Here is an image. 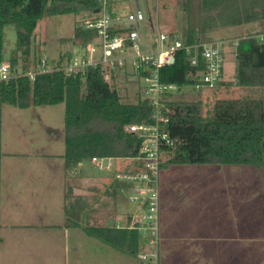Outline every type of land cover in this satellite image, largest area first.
<instances>
[{
  "label": "trees",
  "instance_id": "obj_1",
  "mask_svg": "<svg viewBox=\"0 0 264 264\" xmlns=\"http://www.w3.org/2000/svg\"><path fill=\"white\" fill-rule=\"evenodd\" d=\"M101 9V0H0V66L9 62L12 73L19 74L0 81V105L28 109L63 104V157L68 169L94 157H136L140 142L127 131V126L140 123L153 112L147 97L140 98L137 104L123 103L115 84L105 81L102 67L88 68L78 74L57 70L40 74L34 80L27 76L35 62V33L45 17L82 11L97 15ZM201 14L205 17L199 29L192 28L189 18L183 40L186 45L205 44V35L222 27L264 22V0H202ZM11 26L16 29L17 41L8 56L6 29ZM95 35V31L85 30L82 25L76 27L70 41L85 46ZM177 37L170 34L171 41ZM195 54V50L178 51L175 62L160 69L161 84L176 85L179 90L188 85L197 86L206 63L199 50L198 65L192 66L190 59ZM71 56L67 53L58 61L48 62L62 68ZM235 56L237 85L263 94L220 100L206 115H202L200 104L175 101L171 99L172 93L167 94L164 108L169 110L168 130L177 145L162 168L167 163L264 168V38L250 35L239 39ZM41 60L37 62L38 68ZM113 186L116 197L123 198L118 193L121 185L114 182ZM85 232L129 255H138L142 248L138 231L128 227H88Z\"/></svg>",
  "mask_w": 264,
  "mask_h": 264
},
{
  "label": "rangeland",
  "instance_id": "obj_2",
  "mask_svg": "<svg viewBox=\"0 0 264 264\" xmlns=\"http://www.w3.org/2000/svg\"><path fill=\"white\" fill-rule=\"evenodd\" d=\"M201 2L202 0H138L141 10L145 14L148 13L147 20L137 24L141 34V48L143 46L146 52L150 51L151 44L160 34H175L181 40L186 39L189 18L192 28L199 29V23L204 16L201 14ZM110 6L113 5H108L109 8ZM113 7L128 20V16L135 13L137 2L136 0H114ZM94 16L90 11H82L78 14L45 17L35 33L33 45L35 62L32 63L33 65L31 64V70L38 69L37 62L41 58L46 57L50 62H53L58 61L67 53H71L75 45L70 39L73 38L76 27L84 25ZM129 26H134V24L130 23ZM259 32H264V22L214 30L210 35L211 38L205 40L224 42L222 48L225 59L224 73L218 86L196 88V85H188L173 93L171 99L188 104L198 103L202 107V115H206L220 100L245 98L248 95V89L238 86L236 82V45L243 36L252 35L251 33L259 34ZM16 41L15 27H8L6 29L8 56L15 49ZM6 63L10 65L9 62ZM19 71L22 73V67L19 68ZM112 83L115 84L121 100L125 104H137L140 98L150 96L145 91L147 84L133 70L130 62H127L124 70L115 71ZM262 94L251 92L249 95ZM64 118L65 106L63 104L53 107L33 106L28 109L0 105V173L8 171L21 177L25 173L58 174L65 171L62 157L65 152ZM115 162L121 163V171H128L134 161L126 158ZM78 170L85 181L104 180L107 181L108 191L113 190L114 170L113 172L100 171L90 161H84ZM31 187L40 188L38 184L32 186L26 183L25 185L23 180L12 181L14 199L21 200L22 203L14 205L16 217L13 219L7 217L10 222L17 221L18 224H21L34 220L36 223H42L44 219L37 216L39 212L47 210L48 214L52 216L58 214L59 209L56 203H48V206H45L42 202H37L44 197L31 195V191H29ZM159 190L160 200H164L163 196L168 190L191 191L188 199H203L209 204L211 200L217 201L228 206V210L239 214L241 218L247 217L248 213H253L255 230L259 231L256 241L264 242V168L167 163L160 172ZM197 193L201 196H194ZM130 195L129 192H125L123 198L116 200L105 193L108 205L100 207L98 211L87 212L90 216L94 215L95 217L93 222L89 221L87 224L125 228L129 216L138 208L135 203L127 200ZM44 200L47 202L46 199ZM181 204L185 203L181 202ZM14 207L10 203L8 210ZM3 214V212L0 214L1 219ZM107 215L110 217L107 218ZM103 217L107 219L106 222L101 221ZM3 219L6 222L4 216ZM89 241V243L96 244V247L89 249L91 251L92 249L96 252L101 251V253L111 251L98 239ZM85 252L82 251V253ZM153 252V248L143 240L138 255L127 254L122 257L127 264H140L139 256Z\"/></svg>",
  "mask_w": 264,
  "mask_h": 264
},
{
  "label": "crops",
  "instance_id": "obj_3",
  "mask_svg": "<svg viewBox=\"0 0 264 264\" xmlns=\"http://www.w3.org/2000/svg\"><path fill=\"white\" fill-rule=\"evenodd\" d=\"M108 5L114 6V0H108ZM108 5L114 29L129 27L125 16ZM220 29L223 27L218 30ZM212 33L213 31L207 33L205 39H210ZM251 34L264 38V32ZM153 44L154 41L151 48ZM142 48L144 49L143 46ZM247 89L246 96H257L249 95L251 92L256 94V89ZM116 160L119 159L105 162L111 163L114 171H120L121 163L115 162ZM79 166L68 169L64 159L65 171L58 174L25 173L20 177L8 171L0 173V214L3 212L2 219L3 216L6 219L5 222L0 218V264H127L122 257L127 256L126 253L102 241L101 243L111 251L101 253L94 249L89 250L96 247V244L89 243V240L97 239L89 236L85 228L114 226L88 225L87 223L93 222L95 217L87 212L98 211L100 207L108 205L105 193L116 200L118 197L113 190L108 191L107 181H85L78 172ZM15 180H23L25 185L38 184L40 188L29 189L31 195L43 196L47 202L43 198L37 202H42L45 206H48V203H56L58 214L52 216L47 210H39L42 212L37 216L44 219L42 223H36L34 220L21 224L17 221L10 222L7 217H16L14 205L22 203L21 200L14 199L12 181ZM175 192L166 191L164 200H160L159 264H264V242L256 241L259 231L255 230L253 213L241 218L239 214L228 210V206L217 201L211 200L209 204L203 199H188L191 191ZM10 203L14 208L8 210ZM105 217L102 222L107 221ZM129 223L130 220L127 226Z\"/></svg>",
  "mask_w": 264,
  "mask_h": 264
},
{
  "label": "built area",
  "instance_id": "obj_4",
  "mask_svg": "<svg viewBox=\"0 0 264 264\" xmlns=\"http://www.w3.org/2000/svg\"><path fill=\"white\" fill-rule=\"evenodd\" d=\"M102 1V9L95 18L87 21L83 26L85 30L95 31V36L85 46L75 45L71 51V58L62 68H55L49 64L46 57L42 58L40 67L30 71L27 76L34 80L40 74L52 73L63 70L67 74H78L88 68L102 67L105 70V81L113 82L114 73L125 69L127 62L131 63L133 70L142 81L147 84L145 89L150 95L153 107L151 116L140 123L127 126V131L136 136L140 142L138 155L133 160V166L128 171H114V180L119 183V193L131 195L127 200L135 203L137 210L129 216L130 223L127 226L131 230L138 231L141 241L153 248L151 254L139 256L140 264H159V180L162 165L170 158V152L177 145V140L172 138L168 127L170 116L168 109L164 108L167 94L179 91L176 85H163L160 82V69L165 65H171V61L178 51L196 54L191 57L192 66L198 65L197 53L206 63L205 72L201 73L199 87H216L224 72V55L222 48L224 42L210 41L205 44L186 45L183 40L176 38L171 41L170 35L160 34L155 38L151 51H143L141 48V34L137 24L148 17L137 2V9L126 18L127 23L134 26L114 29L113 18L109 13L108 0ZM147 20V19H146ZM129 23V24H130ZM13 74L10 65L3 63L0 66V81H8L18 77ZM112 159L126 158H100L94 157L91 164L100 171L113 172ZM105 162V163H104Z\"/></svg>",
  "mask_w": 264,
  "mask_h": 264
},
{
  "label": "water",
  "instance_id": "obj_5",
  "mask_svg": "<svg viewBox=\"0 0 264 264\" xmlns=\"http://www.w3.org/2000/svg\"><path fill=\"white\" fill-rule=\"evenodd\" d=\"M174 63V58L172 59L171 63L170 64H173Z\"/></svg>",
  "mask_w": 264,
  "mask_h": 264
}]
</instances>
